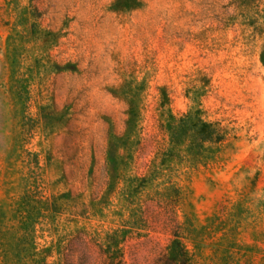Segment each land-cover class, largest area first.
Masks as SVG:
<instances>
[{"label": "rangeland", "instance_id": "rangeland-1", "mask_svg": "<svg viewBox=\"0 0 264 264\" xmlns=\"http://www.w3.org/2000/svg\"><path fill=\"white\" fill-rule=\"evenodd\" d=\"M2 214L25 264H264V0H0Z\"/></svg>", "mask_w": 264, "mask_h": 264}, {"label": "trees", "instance_id": "trees-1", "mask_svg": "<svg viewBox=\"0 0 264 264\" xmlns=\"http://www.w3.org/2000/svg\"><path fill=\"white\" fill-rule=\"evenodd\" d=\"M171 138L173 146L183 144L188 147L191 151L190 158L195 162L202 161L205 153L211 152L212 147L222 141L214 125L196 119L193 115L171 127ZM206 144L210 146L205 147ZM30 195L26 194L23 199L29 198ZM26 219L22 218V226L16 231L22 234L17 238L15 229L8 227L5 214L0 217V264H25L30 255H33L34 245L28 241L31 231L25 223ZM159 264H192V258L185 245L174 239Z\"/></svg>", "mask_w": 264, "mask_h": 264}]
</instances>
